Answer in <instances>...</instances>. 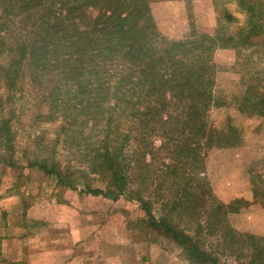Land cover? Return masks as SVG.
<instances>
[{
  "label": "trees",
  "instance_id": "16d2710c",
  "mask_svg": "<svg viewBox=\"0 0 264 264\" xmlns=\"http://www.w3.org/2000/svg\"><path fill=\"white\" fill-rule=\"evenodd\" d=\"M234 1L246 15L244 26L232 28L235 18L224 11L215 26L192 29L174 40L158 31L150 0H0L3 97L12 99L26 85L39 89L50 77L48 120L63 121L60 133L77 146L84 155L81 163L104 185L85 184L79 193L137 201L148 225L183 248L189 264L218 261L199 239L173 224L169 214L156 219L151 195L144 193L155 182V201L164 202L161 190L168 183L169 192L174 189L172 200L178 201L169 213L182 209L183 214L182 198L190 184L206 187L199 176L206 153L241 143L229 122L225 129L209 123V112L218 105L214 53L230 50L238 56L250 50L264 55V2ZM1 101L0 96L2 109ZM239 111L264 118V88H247ZM10 121L0 118V145L12 155ZM161 153L168 160L159 161ZM28 167L76 189L56 162L30 161ZM221 210L222 205L205 209V222L211 216L229 247L247 237L249 252L240 264H264V239L235 236L214 218Z\"/></svg>",
  "mask_w": 264,
  "mask_h": 264
},
{
  "label": "rangeland",
  "instance_id": "374dc122",
  "mask_svg": "<svg viewBox=\"0 0 264 264\" xmlns=\"http://www.w3.org/2000/svg\"><path fill=\"white\" fill-rule=\"evenodd\" d=\"M149 6L158 31L174 40L192 29L215 26L224 11L235 18L232 28L246 22L234 0H150ZM213 57L218 105L211 108L209 123L225 129L229 122L238 129L241 143L234 149L213 148L206 153L205 170L199 175L206 187L190 184L189 194L182 198L183 214L182 209L169 213L178 201L172 200L174 189L169 192L168 183L161 190L164 202L155 201V182L144 196L151 195L156 219L169 214L172 223L199 239L218 264H240L249 252L247 237L229 247L220 226L211 216L210 223L205 222L202 213L222 205V213L213 214L214 218L231 227L235 236L264 239V118L239 111L247 88H264V55L248 50L237 56L234 51L217 50ZM4 61L0 58V63ZM49 79L45 77L39 89L24 86L12 99L0 90V118L11 119L13 147L10 155L0 145V264H189L183 248L148 225L137 201L79 193L85 184L104 185L81 163L84 155L77 146L60 133L63 121L48 120ZM165 159L161 153L159 161ZM41 160L48 165L56 162L76 189L58 185L55 177L28 167L30 161ZM11 161L14 165H7Z\"/></svg>",
  "mask_w": 264,
  "mask_h": 264
},
{
  "label": "crops",
  "instance_id": "0c3cea01",
  "mask_svg": "<svg viewBox=\"0 0 264 264\" xmlns=\"http://www.w3.org/2000/svg\"><path fill=\"white\" fill-rule=\"evenodd\" d=\"M9 197H13V196H8V198H9Z\"/></svg>",
  "mask_w": 264,
  "mask_h": 264
}]
</instances>
